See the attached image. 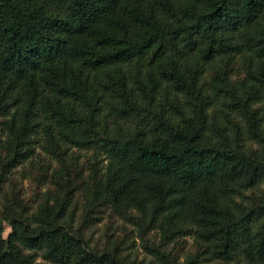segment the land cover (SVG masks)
Instances as JSON below:
<instances>
[{"label":"trees","instance_id":"trees-1","mask_svg":"<svg viewBox=\"0 0 264 264\" xmlns=\"http://www.w3.org/2000/svg\"><path fill=\"white\" fill-rule=\"evenodd\" d=\"M236 54L239 79L203 74ZM0 125L6 167L33 146L104 158L33 211L2 202L0 264H40L36 249L70 264H142L73 226L75 187L82 222L109 206L157 264H195L199 252L264 264V0H0ZM151 229L157 241L143 238ZM178 233L199 252L179 260L165 248Z\"/></svg>","mask_w":264,"mask_h":264},{"label":"rangeland","instance_id":"rangeland-1","mask_svg":"<svg viewBox=\"0 0 264 264\" xmlns=\"http://www.w3.org/2000/svg\"><path fill=\"white\" fill-rule=\"evenodd\" d=\"M225 68L230 79H239L244 72L245 61L238 54L228 60L216 59L205 65L203 74H208L212 67ZM4 132L0 125V170L4 177L0 181V208L6 198L14 196L27 204V210L33 211L37 202L43 198L45 192H52L58 187L63 178L68 177L70 182L88 180L102 169L104 158L88 147L70 146L58 156H50L33 146L30 155L16 163L5 166V151L1 145ZM98 169V170H97ZM59 182V183H58ZM84 194L81 188L75 187L70 197L67 213L73 218V226L79 228L87 242L92 246H118L119 253L128 259L139 260L140 263L157 264L150 254L141 247V241L136 234L135 226L118 216L109 206L97 205L93 211L94 217L88 222L81 221ZM8 224L3 221L4 234ZM156 229L148 230L143 238L149 241L158 240ZM164 247L172 250L180 260L187 253L199 252L200 245L195 242L189 233H178L164 243ZM41 250L36 249L34 258L40 264H70L57 262L41 256ZM205 253L198 255L195 264H239L235 261H221L204 257Z\"/></svg>","mask_w":264,"mask_h":264}]
</instances>
